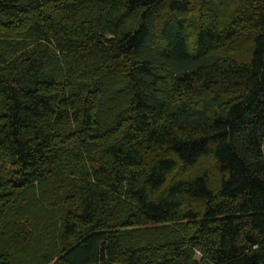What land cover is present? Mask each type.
<instances>
[{
    "label": "trees",
    "instance_id": "16d2710c",
    "mask_svg": "<svg viewBox=\"0 0 264 264\" xmlns=\"http://www.w3.org/2000/svg\"><path fill=\"white\" fill-rule=\"evenodd\" d=\"M0 264H264V0H0Z\"/></svg>",
    "mask_w": 264,
    "mask_h": 264
}]
</instances>
